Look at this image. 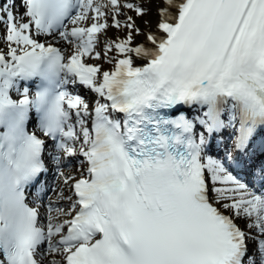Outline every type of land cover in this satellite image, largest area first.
<instances>
[{
  "label": "snow or ice",
  "instance_id": "obj_1",
  "mask_svg": "<svg viewBox=\"0 0 264 264\" xmlns=\"http://www.w3.org/2000/svg\"><path fill=\"white\" fill-rule=\"evenodd\" d=\"M155 2L0 0V264H264V0Z\"/></svg>",
  "mask_w": 264,
  "mask_h": 264
},
{
  "label": "rangeland",
  "instance_id": "obj_2",
  "mask_svg": "<svg viewBox=\"0 0 264 264\" xmlns=\"http://www.w3.org/2000/svg\"><path fill=\"white\" fill-rule=\"evenodd\" d=\"M146 3H148V6L151 8V14L148 16H145L143 19L137 18L135 17V13L130 12L129 14L132 15L134 18H136L137 24L139 25L140 23L143 24L144 21H149V22H154L157 19L156 16V7H157V3L155 2V0H146ZM123 19V17L121 18ZM109 22L111 23V20H109ZM2 31V29H1ZM124 32L123 31H119L115 28H110L107 33L106 36L104 34H101V40L103 39H107L109 36H112L109 38V40L112 39H116L118 37H123L124 36ZM103 38V39H102ZM114 55V53H113ZM101 64H103V61H100ZM110 65L104 64V68H109ZM52 194L51 192L49 193V195Z\"/></svg>",
  "mask_w": 264,
  "mask_h": 264
},
{
  "label": "bare ground",
  "instance_id": "obj_3",
  "mask_svg": "<svg viewBox=\"0 0 264 264\" xmlns=\"http://www.w3.org/2000/svg\"><path fill=\"white\" fill-rule=\"evenodd\" d=\"M21 11H22V9H21ZM155 22H156V20H155L154 22H151V24L154 26V25H155ZM139 26H140L141 28H145V27H146L145 21H144L143 24L140 23ZM0 32H2L1 29H0ZM110 37H112V36H109L107 39H109ZM102 39H103V38H102ZM110 39H111V38H110ZM137 39L142 40V37H138ZM112 40H113V39H112ZM93 62H94V63H100V61H93ZM84 92H85L87 98H88L90 101L93 100V99L95 98V94L92 93L91 91L84 90ZM78 167H79V165L77 164V162H76V161H73L72 169H71V171L73 172V174H76V169H77ZM66 171H68V170L66 169ZM52 172H53V174L51 175V177H50V178H48V177L46 178V179H47V182H48L49 185H55V184H57L54 169L52 170ZM66 194H67V190H66ZM50 195L53 197V199L56 198V196H55L54 193H52V194H50ZM41 211L43 212V208L41 209Z\"/></svg>",
  "mask_w": 264,
  "mask_h": 264
}]
</instances>
